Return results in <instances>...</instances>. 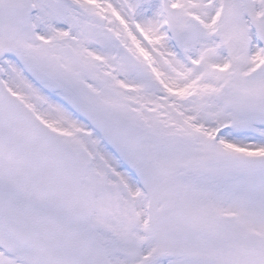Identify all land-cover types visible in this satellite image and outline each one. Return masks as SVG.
I'll return each instance as SVG.
<instances>
[{
  "label": "snow or ice",
  "instance_id": "snow-or-ice-1",
  "mask_svg": "<svg viewBox=\"0 0 264 264\" xmlns=\"http://www.w3.org/2000/svg\"><path fill=\"white\" fill-rule=\"evenodd\" d=\"M0 264H264V0H0Z\"/></svg>",
  "mask_w": 264,
  "mask_h": 264
}]
</instances>
